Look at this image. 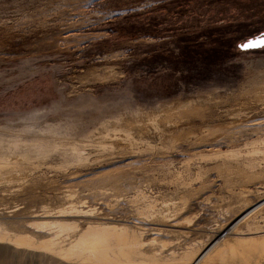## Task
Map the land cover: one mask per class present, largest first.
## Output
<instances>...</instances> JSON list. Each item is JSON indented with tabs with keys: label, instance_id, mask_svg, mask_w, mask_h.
I'll return each mask as SVG.
<instances>
[{
	"label": "rangeland",
	"instance_id": "374dc122",
	"mask_svg": "<svg viewBox=\"0 0 264 264\" xmlns=\"http://www.w3.org/2000/svg\"><path fill=\"white\" fill-rule=\"evenodd\" d=\"M262 35L264 0H0V157L20 166L0 174V225L37 248L0 245V264H88L44 254L56 219L38 238L31 218L70 193L97 219L148 229L146 257L199 251L263 199L264 47H241ZM246 225L264 232V209Z\"/></svg>",
	"mask_w": 264,
	"mask_h": 264
},
{
	"label": "bare ground",
	"instance_id": "6f19581e",
	"mask_svg": "<svg viewBox=\"0 0 264 264\" xmlns=\"http://www.w3.org/2000/svg\"><path fill=\"white\" fill-rule=\"evenodd\" d=\"M259 48L262 47L249 49ZM110 76H105L102 81L108 80ZM258 85L259 87L256 88H259V92H257L256 94H260L261 99L264 98V83H260ZM188 107L191 108L188 109ZM192 107L193 106L190 105L183 106V108L197 114L199 112V109L196 107ZM124 133L127 132L125 131ZM127 136L129 138L131 135L129 136L127 134ZM38 143L39 142H36L35 145L33 144L38 153L40 152L45 155L47 152H49L48 150L50 149L53 152H58L57 150L59 149V147L57 148V150L56 147H54L57 144L56 142L55 145L53 144V146H50L52 145V143ZM65 148L67 147L65 146ZM80 148H77L76 145H74L73 147V144L72 147H70V149L72 150L70 154H74V158L71 160L77 163H82V161H86L88 159V157L85 158L86 156L83 157L84 155L82 153L84 150L81 153L82 148ZM65 151L64 154L62 152L61 153L65 155ZM2 157H0V174L4 172V174L6 175L8 167H11V165H14L13 168L17 167L18 162L14 163L13 161V163H11L9 159L7 160V158ZM72 161L67 162L71 163ZM74 195V193H70L69 195L65 196L66 206L63 209H60L53 214L45 211L43 213L34 214L31 217L32 219L43 220L42 222L36 223L34 225L37 229L35 233L37 234L38 238L43 237V234H51L49 232H46V227L50 224L48 223V219H56L55 225L59 228V234L57 238H48V240L41 241L38 245L40 246V249L44 254L55 255L60 261L63 262H68L73 259H86L89 261L88 264H215L217 261H220L219 263L224 264H233L235 261H239L241 263H249L254 255H256L257 253H264V232H256L253 231V229H247V232L239 230V226L241 225H245L248 227V225H246L248 220L253 219L256 214L264 209V198L251 207L246 208L236 217V219L234 218V220H232V223L229 224L228 227L221 230V232L211 234L212 236L209 235V242L207 241V244L203 246L201 245L202 247H200L201 249H199V251H191L190 248L185 247L183 252L179 254L175 251L169 250L165 253L164 257H160L161 252L159 253L155 250H151L149 252V256L146 257L143 252L145 244L141 238L144 232H146L148 229L137 228L136 231H132L129 226L114 221L112 220V218L97 219L94 217V209L85 206V202L83 200V202L81 200V202H75L76 200L74 201ZM137 197H139L141 200L143 199V201H146L145 199L147 198L149 199V197L145 196L142 191H137ZM147 203V205H144L147 208L146 215L151 213L152 208L156 205V200H150ZM4 220L5 219L3 218V221ZM5 221H11V219H7ZM79 224H82L85 227L79 230ZM149 230L153 232L152 235H160L162 232V230L158 229ZM62 236H65V241H69V244L66 247L60 246L61 243L58 242V239L60 237L63 238ZM154 244H156V242L153 239L147 245L153 246ZM0 245H11L17 249H25L29 251H34L35 249H37L35 248L36 243H34L29 237L12 235L7 229L2 228L1 225ZM162 249L165 250L166 248L162 246Z\"/></svg>",
	"mask_w": 264,
	"mask_h": 264
},
{
	"label": "snow or ice",
	"instance_id": "6c2138e0",
	"mask_svg": "<svg viewBox=\"0 0 264 264\" xmlns=\"http://www.w3.org/2000/svg\"><path fill=\"white\" fill-rule=\"evenodd\" d=\"M242 48L264 47V35L241 45Z\"/></svg>",
	"mask_w": 264,
	"mask_h": 264
},
{
	"label": "water",
	"instance_id": "95a60500",
	"mask_svg": "<svg viewBox=\"0 0 264 264\" xmlns=\"http://www.w3.org/2000/svg\"><path fill=\"white\" fill-rule=\"evenodd\" d=\"M254 48H256V47H254Z\"/></svg>",
	"mask_w": 264,
	"mask_h": 264
}]
</instances>
